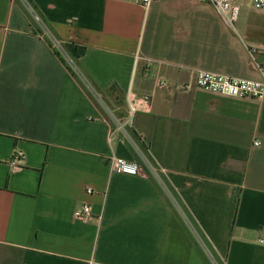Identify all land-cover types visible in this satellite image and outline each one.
Returning a JSON list of instances; mask_svg holds the SVG:
<instances>
[{"label":"crops","instance_id":"obj_1","mask_svg":"<svg viewBox=\"0 0 264 264\" xmlns=\"http://www.w3.org/2000/svg\"><path fill=\"white\" fill-rule=\"evenodd\" d=\"M233 1L32 0L93 86L0 0V264H209L162 180L110 169L145 153L224 264H264V96L195 82L262 77L264 9Z\"/></svg>","mask_w":264,"mask_h":264},{"label":"built area","instance_id":"obj_2","mask_svg":"<svg viewBox=\"0 0 264 264\" xmlns=\"http://www.w3.org/2000/svg\"><path fill=\"white\" fill-rule=\"evenodd\" d=\"M153 1L154 0H140L144 7L149 6ZM207 1L212 3L217 8L226 22L233 25L239 11L238 4H236L233 0ZM251 2L254 8L264 9V0H251ZM35 18L38 19L37 16ZM261 74V79H249L228 75L221 72L197 70L195 82L200 89L212 94L237 98L250 97L261 99L264 96V68L261 69ZM156 85L159 88L165 87L166 81L162 78H159L156 80ZM131 109H133V107ZM258 143L259 142H256V144ZM21 156V152L15 153L16 158H21ZM145 165H147L149 171L156 176V169L153 167V165L151 167L148 161H146ZM109 166L113 172L122 174L141 175L146 173L144 168L138 162L126 160L118 156L110 157ZM90 213V205L88 203H83L80 207L75 209L74 216L79 219H86L90 216Z\"/></svg>","mask_w":264,"mask_h":264},{"label":"trees","instance_id":"obj_3","mask_svg":"<svg viewBox=\"0 0 264 264\" xmlns=\"http://www.w3.org/2000/svg\"><path fill=\"white\" fill-rule=\"evenodd\" d=\"M13 1L17 5H19V7L26 14L29 20V24L31 26V32L35 35L40 36L45 41V43L51 48L53 53L59 58V60L67 68V70L72 75L82 76L89 84L93 85L90 77L78 64V58H80V56H82V54L84 53L85 47L78 45L72 41L71 42L62 41L59 38L56 31L54 30V28L52 27V25L46 20V18H44V16L34 5L32 0H13ZM36 16L38 17V19L35 18ZM56 44L58 46H56ZM65 56L68 59V61L65 59ZM145 147L146 149H149L148 144H145ZM145 158L151 165H153L155 169H158L155 161L150 156V154L145 153ZM141 163L145 172L153 179L154 176L147 168V165H145V163L143 162ZM160 177L167 192L172 198V200L168 199L169 205L173 210L176 211V213L177 211H180L181 216L179 215L178 216L181 220V223L183 224L189 236L194 241L198 250L205 257L206 261L209 264H224L219 258V256L216 254L214 249L212 248L208 239L206 238L202 230L199 228L198 224L194 220L189 210L184 205L183 201L181 200L175 189L171 186V184L168 182V180L162 173H160ZM206 250L208 251L209 254H207Z\"/></svg>","mask_w":264,"mask_h":264},{"label":"rangeland","instance_id":"obj_4","mask_svg":"<svg viewBox=\"0 0 264 264\" xmlns=\"http://www.w3.org/2000/svg\"><path fill=\"white\" fill-rule=\"evenodd\" d=\"M241 7L244 8V9L252 8L251 0H241ZM56 46H58V45H56ZM65 59L68 61L66 56H65ZM151 167H152V165H151ZM160 173H161V171L159 169H156V173L155 174L161 180Z\"/></svg>","mask_w":264,"mask_h":264}]
</instances>
